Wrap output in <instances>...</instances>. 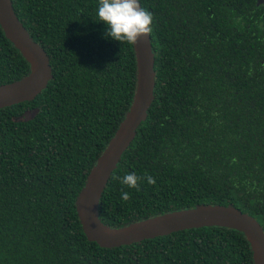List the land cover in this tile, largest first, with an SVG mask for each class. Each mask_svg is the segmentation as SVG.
I'll list each match as a JSON object with an SVG mask.
<instances>
[{
	"label": "trees",
	"instance_id": "trees-1",
	"mask_svg": "<svg viewBox=\"0 0 264 264\" xmlns=\"http://www.w3.org/2000/svg\"><path fill=\"white\" fill-rule=\"evenodd\" d=\"M11 3L52 78L0 109V264H253L243 234L224 227L115 248L86 238L76 202L133 102V43L106 38L98 0ZM139 3L153 16L154 98L105 186L101 222L231 205L264 231V0ZM28 72L0 27V86ZM132 172L138 188L120 182Z\"/></svg>",
	"mask_w": 264,
	"mask_h": 264
},
{
	"label": "water",
	"instance_id": "water-1",
	"mask_svg": "<svg viewBox=\"0 0 264 264\" xmlns=\"http://www.w3.org/2000/svg\"><path fill=\"white\" fill-rule=\"evenodd\" d=\"M0 27L10 43L29 64L26 76L0 86V109L32 101L52 78L49 58L19 21L11 0H0ZM136 56V92L133 102L115 135L90 171L76 202L82 231L89 241L101 247L123 245L202 227H224L243 234L252 251L253 264H264V231L251 216L229 205H202L173 211L119 228H111L99 218V202L117 164L146 119L153 101L154 55L150 35L133 44Z\"/></svg>",
	"mask_w": 264,
	"mask_h": 264
},
{
	"label": "clouds",
	"instance_id": "clouds-1",
	"mask_svg": "<svg viewBox=\"0 0 264 264\" xmlns=\"http://www.w3.org/2000/svg\"><path fill=\"white\" fill-rule=\"evenodd\" d=\"M97 16L105 25L106 38L121 42L136 43L141 36L152 32L153 16L140 6L139 0H98ZM134 172L126 173L120 182L128 188H138L140 181ZM147 183H156L151 176L145 177ZM121 199H130L129 192H122Z\"/></svg>",
	"mask_w": 264,
	"mask_h": 264
}]
</instances>
